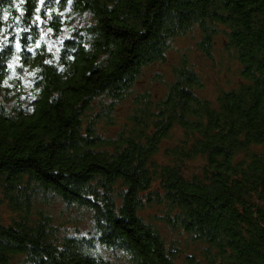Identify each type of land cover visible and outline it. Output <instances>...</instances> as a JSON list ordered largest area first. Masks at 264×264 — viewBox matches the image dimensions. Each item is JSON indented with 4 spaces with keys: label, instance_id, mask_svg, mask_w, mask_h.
<instances>
[{
    "label": "trees",
    "instance_id": "1",
    "mask_svg": "<svg viewBox=\"0 0 264 264\" xmlns=\"http://www.w3.org/2000/svg\"><path fill=\"white\" fill-rule=\"evenodd\" d=\"M194 32L243 83L204 98L185 53L161 98L137 94ZM1 40L0 264H264V0H0ZM55 203L87 232L62 233Z\"/></svg>",
    "mask_w": 264,
    "mask_h": 264
},
{
    "label": "rangeland",
    "instance_id": "2",
    "mask_svg": "<svg viewBox=\"0 0 264 264\" xmlns=\"http://www.w3.org/2000/svg\"><path fill=\"white\" fill-rule=\"evenodd\" d=\"M66 20L71 21L72 16L67 15V12H63ZM88 21V19L78 18L75 21L77 25H81L83 22ZM66 33L70 32V27L66 28ZM198 32L190 33L186 37L179 38L173 41L172 49L168 53V62L166 65H156L148 69L140 83L136 87L137 94L150 92L155 98H161L165 93V84L173 79L172 67L180 61L183 54L189 53L191 60L195 67L199 70L202 75L204 88L200 92L201 96L206 99L214 101L219 91H230L236 89L243 83V79L240 76V67L238 63L230 57L224 51L225 43L223 39L217 40L213 59L211 61L206 60L203 54L196 50ZM68 34H66L59 41L63 40ZM6 40L0 41V50L4 46ZM7 44V43H6ZM17 70V69H16ZM15 69L12 72V77L18 76ZM22 79V83L25 87H29L27 72H24L22 76H19ZM164 80V82L162 81ZM166 80V82H165ZM134 102V97L128 99L127 101L120 104L117 112L113 113L112 119L115 122V126L111 129L105 128L102 124L97 126V133L102 134L103 132L108 131V136H116L120 131L121 127L125 124V120L129 117V112L132 111V105ZM100 103V102H99ZM98 104H95L94 107H97ZM99 110H97L98 112ZM175 144L174 142H165L157 161L159 162H168L169 159L166 157V150L172 147ZM167 148V149H165ZM199 164L200 162L188 163L187 164V173L188 177L192 175L199 174ZM51 215L57 219V227L63 228L62 233L68 235L76 234L77 230H81L82 234L87 232L86 227L89 226V219L86 215H75L74 212L64 213L62 206H57V204H52L46 210ZM156 210H147L145 215H150L155 213ZM150 213V214H149ZM11 213L8 211L7 207L0 206V223L8 225L11 220ZM76 223V224H74ZM163 228H165L163 226ZM174 237L171 235V238ZM184 254L181 259H184Z\"/></svg>",
    "mask_w": 264,
    "mask_h": 264
},
{
    "label": "water",
    "instance_id": "3",
    "mask_svg": "<svg viewBox=\"0 0 264 264\" xmlns=\"http://www.w3.org/2000/svg\"><path fill=\"white\" fill-rule=\"evenodd\" d=\"M18 75H20V76H22L23 75V70L22 69H20V70H18Z\"/></svg>",
    "mask_w": 264,
    "mask_h": 264
}]
</instances>
